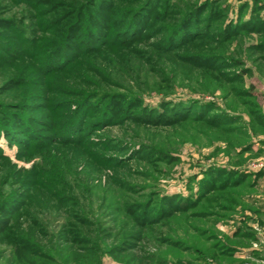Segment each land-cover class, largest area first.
<instances>
[{"label": "rangeland", "instance_id": "1", "mask_svg": "<svg viewBox=\"0 0 264 264\" xmlns=\"http://www.w3.org/2000/svg\"><path fill=\"white\" fill-rule=\"evenodd\" d=\"M146 1L0 0V264H264V0Z\"/></svg>", "mask_w": 264, "mask_h": 264}, {"label": "trees", "instance_id": "2", "mask_svg": "<svg viewBox=\"0 0 264 264\" xmlns=\"http://www.w3.org/2000/svg\"><path fill=\"white\" fill-rule=\"evenodd\" d=\"M152 0H147L146 2H144V6L147 8L149 5H150V2ZM107 2L106 0H99V3L97 5V10H96V13L93 14V17H94V20L96 22V25L98 26V28H94V27H91L89 26V30L85 29L84 32H83V40L82 42L85 44L86 48L90 49L91 48V43L93 42L94 39H101L103 33L101 34L100 33V30L101 27L104 28V17H105V10L107 8ZM110 6V4H109ZM143 11L145 9H142ZM136 9L131 11L130 14H133L135 13ZM143 11H140L143 12ZM187 18V17H186ZM185 21V18L181 21V24H180V27H178L179 30L183 31V23ZM74 23L76 22L73 21ZM254 21L252 22H245L250 25L253 24ZM256 22V21H255ZM80 23H83L82 21H80ZM84 25L85 27H87V24L86 22L84 21ZM134 23V22H133ZM73 24V23H72ZM131 22L130 23H127L126 27L123 29V32L125 31H132L135 29V27H129L128 30L126 29L128 26H130ZM260 24V23H259ZM71 27V26H70ZM75 27L73 26L72 28H70L69 31H67L66 33H64L63 35V39L61 40V42H59L58 44H56V46L50 51L51 54H49V56H47L45 59H44V64H43V70H46L49 71V69H51L52 67H56L57 69L61 68L62 64L64 63V61H66L69 57H73L74 55L77 54V47H75L74 44H71V43H67V40L68 39H71V38H74V30ZM125 36L123 33H119L118 37L119 36ZM170 37V36H168ZM103 40H100L99 43H102ZM8 52L10 53V55L15 58L16 57V53L12 54V50L11 49H8ZM19 54V53H18ZM17 54V55H18ZM22 117V116H21ZM7 120L8 122L7 123H3L2 125H0V128L4 129L5 131H8V132H14L13 128L14 126L16 125V120H15V117L13 118L12 116L11 117H7ZM17 126V125H16ZM13 130V131H12ZM70 134V132H69ZM235 176L238 175V177H236L237 179H235V181L232 182V184H237L241 179H238V178H242L240 177L241 175H239L238 173H235ZM206 185H204L202 188L206 187Z\"/></svg>", "mask_w": 264, "mask_h": 264}]
</instances>
